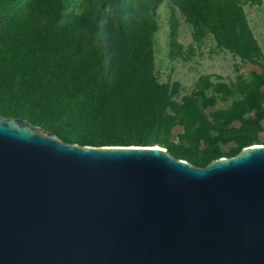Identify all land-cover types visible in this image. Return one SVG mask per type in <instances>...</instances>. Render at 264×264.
Listing matches in <instances>:
<instances>
[{"label": "water", "instance_id": "1", "mask_svg": "<svg viewBox=\"0 0 264 264\" xmlns=\"http://www.w3.org/2000/svg\"><path fill=\"white\" fill-rule=\"evenodd\" d=\"M0 264H264V144L201 167L0 115Z\"/></svg>", "mask_w": 264, "mask_h": 264}, {"label": "trees", "instance_id": "2", "mask_svg": "<svg viewBox=\"0 0 264 264\" xmlns=\"http://www.w3.org/2000/svg\"><path fill=\"white\" fill-rule=\"evenodd\" d=\"M17 1L0 0V20L6 5ZM259 1L180 0L197 31L213 33L222 46L247 60L257 53L252 49L254 43H250L253 38L242 5ZM162 2L26 0L20 7L21 17L10 26L17 30L15 42L11 45L9 37L0 42V68L16 70L19 79L30 88L40 84V92L23 96L13 86L7 89L0 84V115L27 119L68 143L96 146L157 143L175 157L201 167L215 158L228 156L210 151L197 158L170 140L176 120L183 126V134H194L193 122L199 116L203 93L177 101L162 92L155 79L152 37L158 30L157 7ZM101 5H119L121 13L113 16L107 26V53L94 38ZM13 6L12 11L17 3ZM3 31L0 29V34ZM23 35L21 46L17 43ZM107 56L110 61L105 63ZM9 76V83L16 78ZM114 76L116 80L112 83ZM15 85L19 86V81ZM168 106L175 112L173 118L166 113ZM138 118L140 124H148L136 135L141 125L133 124ZM128 123L134 132L131 136L122 130ZM109 125L121 130V135L108 137L105 131ZM209 126L219 137H230L239 145L231 155L253 145L257 138L254 131H237L218 121Z\"/></svg>", "mask_w": 264, "mask_h": 264}, {"label": "rangeland", "instance_id": "3", "mask_svg": "<svg viewBox=\"0 0 264 264\" xmlns=\"http://www.w3.org/2000/svg\"><path fill=\"white\" fill-rule=\"evenodd\" d=\"M13 3H17L14 11V4L6 5L3 11L5 15L0 20V29L5 30L0 34V42L11 39V45L15 42L17 30L10 26L21 17L20 7L26 0ZM242 8L253 38L250 43H254L252 49L257 53L252 60L244 59L222 46L213 33L197 31L180 0H163L157 7L158 30L152 37L155 79L162 92L165 91L177 101L203 93L199 116L193 122L196 133L192 136L183 134V126L177 120L170 133V140L176 147L186 149L197 158L206 156L210 151H219L228 156L237 152L239 145L232 138L219 137L209 126L216 121L237 131H254L257 138L253 143L264 144V0L244 4ZM24 35L17 44L24 45ZM9 75L16 76L10 83L7 82ZM17 81L19 86L15 85ZM0 84L7 89L9 85L13 86L23 96L40 92V84L30 88L24 80L19 79L14 69L7 71L0 68ZM50 92H54L53 88ZM166 113L171 118L175 116L171 106L167 107ZM147 124H140L138 118L133 124L135 127L141 125L136 135ZM125 127L122 129L125 135L131 136L134 133L131 124ZM120 131L109 125L105 134L115 137L121 135Z\"/></svg>", "mask_w": 264, "mask_h": 264}, {"label": "clouds", "instance_id": "4", "mask_svg": "<svg viewBox=\"0 0 264 264\" xmlns=\"http://www.w3.org/2000/svg\"><path fill=\"white\" fill-rule=\"evenodd\" d=\"M102 11L98 15L96 19V30L94 34L95 42L97 45L102 49L104 53H107L108 51V41H109V33L107 30V26L110 22V19L113 16H116L120 13V6L119 5H109L107 7L101 5ZM110 61V56L106 57L105 63H108ZM116 80V77H113L114 83Z\"/></svg>", "mask_w": 264, "mask_h": 264}]
</instances>
